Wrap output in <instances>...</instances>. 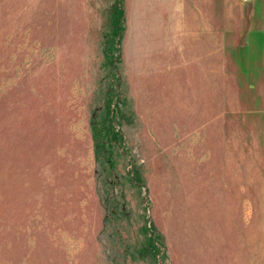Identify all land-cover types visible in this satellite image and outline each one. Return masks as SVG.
<instances>
[{
	"label": "rangeland",
	"instance_id": "374dc122",
	"mask_svg": "<svg viewBox=\"0 0 264 264\" xmlns=\"http://www.w3.org/2000/svg\"><path fill=\"white\" fill-rule=\"evenodd\" d=\"M114 2L0 0V264H264V0H122L112 69Z\"/></svg>",
	"mask_w": 264,
	"mask_h": 264
},
{
	"label": "trees",
	"instance_id": "16d2710c",
	"mask_svg": "<svg viewBox=\"0 0 264 264\" xmlns=\"http://www.w3.org/2000/svg\"><path fill=\"white\" fill-rule=\"evenodd\" d=\"M124 31V9L122 7V0H115L113 7L111 8L110 13V27L109 31L105 34V41H104V47H103V54L105 59V64L108 67H112V69H116L117 64V57L120 49L119 46L121 45V36ZM116 53L114 55L113 53ZM117 51V52H116ZM116 105L113 103L112 99V91L107 92V104L105 107V111L102 114V118L100 120L96 121V118L93 117L91 121V130H92V136L94 140V150L96 158L100 156V154L105 150L107 153H111L110 151V144L109 142L104 143L103 139H105V131H106V125H108L109 120L114 119V108ZM110 139H114L115 141H122L123 137L118 133V130H115V128H112ZM131 171L133 172V181H135L138 185L145 186V183L138 173V171L134 168V166H131ZM148 227H145L147 229ZM149 229L151 231V234L146 239L147 244L144 247V249L151 251L155 255L160 254L162 257V253H160V248H158V244L161 245V248H164L163 246V236L157 231L155 225H149Z\"/></svg>",
	"mask_w": 264,
	"mask_h": 264
}]
</instances>
